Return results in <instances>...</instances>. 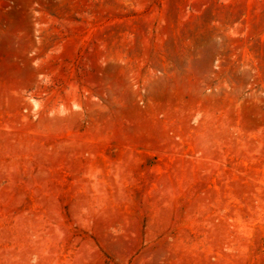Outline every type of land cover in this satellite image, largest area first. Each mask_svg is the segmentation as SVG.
Listing matches in <instances>:
<instances>
[{
  "label": "rangeland",
  "instance_id": "rangeland-1",
  "mask_svg": "<svg viewBox=\"0 0 264 264\" xmlns=\"http://www.w3.org/2000/svg\"><path fill=\"white\" fill-rule=\"evenodd\" d=\"M0 264H264V0H0Z\"/></svg>",
  "mask_w": 264,
  "mask_h": 264
}]
</instances>
